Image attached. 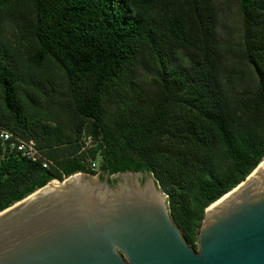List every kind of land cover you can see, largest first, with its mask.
<instances>
[{
  "label": "trees",
  "instance_id": "obj_1",
  "mask_svg": "<svg viewBox=\"0 0 264 264\" xmlns=\"http://www.w3.org/2000/svg\"><path fill=\"white\" fill-rule=\"evenodd\" d=\"M237 3L245 85L215 0H0V130L51 160L0 136V210L75 171L148 170L197 248L205 207L264 155V0Z\"/></svg>",
  "mask_w": 264,
  "mask_h": 264
},
{
  "label": "water",
  "instance_id": "obj_2",
  "mask_svg": "<svg viewBox=\"0 0 264 264\" xmlns=\"http://www.w3.org/2000/svg\"><path fill=\"white\" fill-rule=\"evenodd\" d=\"M263 158L205 207L197 248L148 170L52 178L0 210V264H264Z\"/></svg>",
  "mask_w": 264,
  "mask_h": 264
},
{
  "label": "rangeland",
  "instance_id": "obj_3",
  "mask_svg": "<svg viewBox=\"0 0 264 264\" xmlns=\"http://www.w3.org/2000/svg\"><path fill=\"white\" fill-rule=\"evenodd\" d=\"M215 2L219 6L218 31L220 34V39L223 42L230 44L234 49L233 51L225 52L223 58V65L226 68V70L235 66L237 68L236 69L237 72L241 74L242 68H245L246 66L244 63H239L237 60L238 54L241 51V45H240L241 19H240V12L238 9L237 0H215ZM236 81L241 83V85L242 84L245 85L247 82L249 83L252 82L253 77L251 76L249 77L247 72L245 73L242 72L241 77L237 78ZM241 85L239 84L238 87H241ZM81 172L82 174H86V175L100 176L99 175L100 172L95 174H90L88 172H83V171ZM113 177H118V175L116 174ZM138 177L139 179H144L145 175L141 174ZM118 179L131 180V177L125 176L123 174L119 176Z\"/></svg>",
  "mask_w": 264,
  "mask_h": 264
},
{
  "label": "built area",
  "instance_id": "obj_4",
  "mask_svg": "<svg viewBox=\"0 0 264 264\" xmlns=\"http://www.w3.org/2000/svg\"><path fill=\"white\" fill-rule=\"evenodd\" d=\"M0 136L4 139H10L9 145L12 148H15L21 155L30 158V159H40L42 164L44 166H47L49 163H51V160L45 157L40 149L36 146V141L34 138H20V137H12V133L8 131L7 129H1L0 130ZM91 143V135L85 134L84 135V145ZM92 165H95L94 162H92Z\"/></svg>",
  "mask_w": 264,
  "mask_h": 264
},
{
  "label": "bare ground",
  "instance_id": "obj_5",
  "mask_svg": "<svg viewBox=\"0 0 264 264\" xmlns=\"http://www.w3.org/2000/svg\"><path fill=\"white\" fill-rule=\"evenodd\" d=\"M263 162H264V158L262 159V161L260 162V164L263 163ZM260 164H259V165H260Z\"/></svg>",
  "mask_w": 264,
  "mask_h": 264
},
{
  "label": "flooded vegetation",
  "instance_id": "obj_6",
  "mask_svg": "<svg viewBox=\"0 0 264 264\" xmlns=\"http://www.w3.org/2000/svg\"><path fill=\"white\" fill-rule=\"evenodd\" d=\"M119 177V176H118ZM118 177H112V178H118Z\"/></svg>",
  "mask_w": 264,
  "mask_h": 264
}]
</instances>
